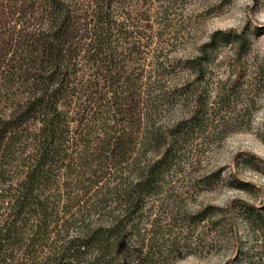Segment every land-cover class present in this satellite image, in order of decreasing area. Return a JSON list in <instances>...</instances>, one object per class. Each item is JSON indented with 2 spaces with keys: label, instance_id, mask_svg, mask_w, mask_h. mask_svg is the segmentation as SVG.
Masks as SVG:
<instances>
[{
  "label": "trees",
  "instance_id": "1",
  "mask_svg": "<svg viewBox=\"0 0 264 264\" xmlns=\"http://www.w3.org/2000/svg\"><path fill=\"white\" fill-rule=\"evenodd\" d=\"M92 1L79 49L68 1L46 0L47 23L0 66V264H172L183 248L227 228L236 249L224 264H264V202L189 210L171 186L233 110L244 77L235 69L236 79H215L214 56L233 44L241 58L249 31H214L193 57L166 64L159 52L131 73L123 52L135 53L140 35L130 12L117 13L116 0ZM182 72L188 78L176 82ZM17 81L23 90L12 91ZM175 106L177 117H159ZM80 165L102 175L75 194L61 186L60 171ZM219 179L216 171L198 175L193 186Z\"/></svg>",
  "mask_w": 264,
  "mask_h": 264
},
{
  "label": "rangeland",
  "instance_id": "2",
  "mask_svg": "<svg viewBox=\"0 0 264 264\" xmlns=\"http://www.w3.org/2000/svg\"><path fill=\"white\" fill-rule=\"evenodd\" d=\"M67 1L74 15V28L80 36L73 46L79 49L87 43L85 34L89 17L85 16L94 10L95 5L92 0ZM116 1L115 11L119 14L129 11V21L140 35L133 40L135 53L128 55L123 52L125 61H128L124 64L128 69L133 68L131 73L138 74L159 52L162 55L160 61L166 64L179 58L193 57L198 46L207 41L214 31H249V46L241 58L235 57L233 44L219 49L214 56L215 79H224L228 74L236 79L238 75L232 72L235 69L240 70L242 74H239L244 77L243 87L232 105L233 110L227 114L223 112V120L216 129L212 127L213 132L198 142L200 144L190 153L192 165L174 173L171 186L175 194L184 198L182 204L189 210L209 205L226 209L235 200L254 205L264 202V174L261 170L264 167V0ZM161 10L166 12L160 14ZM49 11L46 0H0V66L13 57L18 59L30 35L40 32L47 23ZM161 31V38H156ZM148 67L145 69L148 70ZM187 78L188 75L182 72L176 82ZM19 84L17 81L11 90H23ZM0 95L7 99L5 94ZM6 107V102L1 99L0 112L5 111ZM175 108H170L159 117L164 115L166 121H171L178 115L177 106ZM35 126V121L27 125L31 132ZM74 126L73 123L71 127ZM100 133L95 131L98 137ZM97 144L93 142V149ZM27 145L25 142L18 144L16 155ZM89 166H74L75 171H60L61 186L67 185L73 191L75 188L91 191L96 176L102 175V171H78L95 168L94 164ZM11 171H19V168H11ZM215 171L220 172V179L213 186L202 190L193 186L198 175ZM64 173H71L69 180ZM74 193L79 194L78 191ZM235 249L233 236L227 228L207 236L196 246L183 248L181 257L172 264H224ZM169 261L168 258L165 263L169 264Z\"/></svg>",
  "mask_w": 264,
  "mask_h": 264
}]
</instances>
